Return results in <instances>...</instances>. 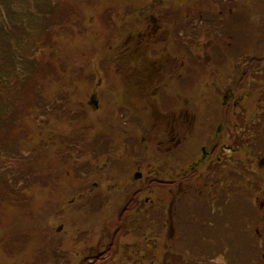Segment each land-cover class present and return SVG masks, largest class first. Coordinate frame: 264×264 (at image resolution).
Returning a JSON list of instances; mask_svg holds the SVG:
<instances>
[{
  "label": "flooded vegetation",
  "instance_id": "af4514ba",
  "mask_svg": "<svg viewBox=\"0 0 264 264\" xmlns=\"http://www.w3.org/2000/svg\"><path fill=\"white\" fill-rule=\"evenodd\" d=\"M165 1L175 14L162 8ZM192 1L195 11L183 13ZM138 6L133 24L125 19L121 32L107 34L106 49L90 57L93 73L79 79L85 89L73 111V118L85 112L99 132L86 137L93 161L73 170L82 181L68 190L100 188L99 200L89 203L96 211L87 216H102L101 231L61 233L63 224L50 223L55 232L43 233L42 244L20 237L2 244V264H231L226 214L233 218L234 197L241 198L249 264H264V37L255 35L258 48L239 51L247 28H258L246 23L218 33L233 17L246 19L252 3L146 0ZM7 48L1 41L0 62ZM235 64L241 73L229 69ZM71 129L82 133L83 124L73 121ZM81 138L68 141L82 144ZM207 226L214 232L205 233Z\"/></svg>",
  "mask_w": 264,
  "mask_h": 264
},
{
  "label": "trees",
  "instance_id": "16d2710c",
  "mask_svg": "<svg viewBox=\"0 0 264 264\" xmlns=\"http://www.w3.org/2000/svg\"><path fill=\"white\" fill-rule=\"evenodd\" d=\"M45 2L46 5L55 4L54 0ZM59 2L62 3L63 0H58ZM66 3L68 29L54 24L51 29L46 27L41 40L35 41L37 47L34 46L31 53L35 55L36 64L40 61L48 62L52 66L49 75L41 79L33 76L28 67H34L36 64L28 66L22 58H26V55L21 53L20 56L13 46L10 60L7 62L8 70L0 67V222L4 224V228L10 223H15L17 219L27 220L39 210L34 209L37 198L43 197L38 194L39 191L47 196L44 197L45 201H53L55 195L67 193L68 188H71L68 185L82 180L81 176L74 179L73 170L81 164L93 161L88 155L94 150L86 137L96 138L98 127L85 112H79V115L73 118V111L79 106L76 102L82 91V87L76 82L77 74L93 73L89 67L90 57L87 58L79 47L67 56L65 52L68 51L67 45L72 42L73 34L96 33L93 25H84L79 29L76 24L88 3L97 6L101 0H66ZM53 8L54 6H51L45 12L46 16L51 14ZM5 27L3 32L0 29V37L7 42L13 41L17 35L29 33L26 25L24 28L28 31L24 32L16 22L10 25L8 23ZM60 32L62 38H59ZM99 33L100 30L97 35ZM112 34L113 29L110 28V35ZM51 40L53 49L47 47L49 58L42 61L40 55L44 52L43 46ZM22 67L27 68L26 72L29 73L25 78L20 77ZM17 69L19 72H16ZM10 74L16 75L17 78L9 80L7 76ZM67 84L68 89L65 87ZM36 90L42 92V95ZM2 103L5 104L4 107ZM73 121L83 124L84 132L83 129L79 134L72 132ZM72 136L84 137L79 139L82 144L68 145V138ZM94 146L99 147L95 142ZM4 158L6 162L2 165ZM68 193L73 196L77 194L76 191ZM90 198L99 200L96 196ZM49 224V221L45 224L46 232L54 233V230L49 231ZM212 227L207 226L204 232H214ZM8 241V237L0 239V247ZM32 242L39 244L41 238L34 236L26 243ZM43 242L44 240L41 244Z\"/></svg>",
  "mask_w": 264,
  "mask_h": 264
},
{
  "label": "rangeland",
  "instance_id": "374dc122",
  "mask_svg": "<svg viewBox=\"0 0 264 264\" xmlns=\"http://www.w3.org/2000/svg\"><path fill=\"white\" fill-rule=\"evenodd\" d=\"M43 1L45 2V0H3V3L6 6L0 7V9L4 8L2 11V15L8 20V22L9 20H13L14 22H16L18 27H21L23 29L22 31L27 32L29 30V33L27 32L23 35H17L13 41H10V43L13 42V45L20 55L21 53L23 54V52L26 54L32 53L31 49H34V46L37 47L35 41L41 40L42 32H45L44 29L46 30V27H50L49 29H51L52 25L54 24L55 26L62 25L65 29H68V3H66V0H63L62 3H58V0H54L55 4L53 3L47 5H43ZM140 1L146 0H101V3L97 6L88 3L84 8V14L80 15L77 19L76 26L81 29L84 25H93L95 27L94 29L96 30V33L90 32L88 34H73L72 42L67 45L68 51L65 52V56H67L68 53L71 54V52L76 47L81 48L83 50L82 53L86 55L87 58L93 57L92 54L97 51L106 49L109 44L108 41L110 38L108 36L102 37L104 34L103 31L100 32L99 37L97 36V33L101 29L100 21L103 20V23L108 25L106 26L107 28H111L114 30L121 29L119 25H128L129 21H131V23L133 24V20L131 19L138 13V2ZM249 2L252 3V9H246V19L243 14H240L241 18L239 16L233 17L230 22H225L221 25V32L218 31L220 36L226 35V33L230 30L235 33L237 26H242L246 23L250 26H255L256 28H258L257 30L253 29L252 33L250 29L247 28L246 31L248 36H243L245 39L240 42L241 47L240 49H238L239 51H252V49L250 48H252L253 46L258 48L259 42H257V37H264V34L262 33V30H264V11L259 10L261 6L260 0H249ZM28 3L29 5H31L30 9L26 8ZM51 6H54V8L52 9L51 14L46 16L45 12ZM162 8L164 10L167 8V12L175 14V8L170 4V1H165ZM195 9L196 3L195 1H192L187 6L183 7L182 12L190 13L195 11ZM128 18H130V20L125 21V19ZM25 25L26 27H28V30L27 28H24ZM202 29L211 30L207 27H202ZM116 32L121 31L116 30ZM205 35L206 36L202 37V39H204V41H208L211 36H209V33ZM255 35H257V37H255ZM238 37L239 36H235L234 40H236V38ZM59 38H62V32L59 33ZM67 38L68 37H65V39ZM55 40H57V38H55ZM1 41L4 40L0 39V42ZM47 47L53 49V40L49 41L48 44H45L43 46L44 52L40 55L42 61H46L49 58V51ZM12 50L13 47L10 44L9 49L7 48L8 62L10 60ZM262 51H264V49ZM22 58L24 62L28 63L27 58ZM0 63H2L5 69L8 70L7 63L5 61H2ZM31 65H34V60L31 61ZM51 68L52 66L48 62L44 63L40 61L34 67H28V69L33 72L32 75L35 77H39L40 79L44 78L46 75H49ZM233 68L237 69V71L241 73L240 67L237 68V64H235L234 66H230L229 69L232 70ZM16 72H19V69H17ZM77 76L78 78L76 82H78L79 86L82 87V90H84L85 87L82 86L81 81H79V79H82L83 74L78 73ZM254 77L257 78L258 76ZM7 78L9 80H15L17 76L10 74L7 76ZM65 87L68 89V84L65 85ZM36 91L39 92V90ZM39 93L41 94L42 92ZM249 104L253 109L256 108L254 104H251L250 102ZM2 106L4 107L5 104L2 103ZM71 144L74 143L68 141V145ZM2 161H4V163H2V165H4L6 159L4 158ZM99 189L100 188L95 187L93 191L78 190L77 194L74 196L68 193L73 191L68 190L64 195H55L53 201H45L44 197L47 196H44V193L42 191H39L38 194H41L43 197H38L35 203L36 205L34 206L35 210H37L38 208L39 210L33 216H30L27 220L17 219L15 223H10L5 228L3 227L4 224L0 222V239L6 237H8L9 239H12L13 237H20L22 239L25 238L29 241L34 236H36L37 238H41L42 234L46 232L44 226L48 221L51 224H55V226L63 224L64 227L63 230H61V233L65 232L64 230H67L68 234H75L77 232H81L84 227L87 228L88 234H94L95 232H98V230L100 232L102 228V221H100L99 219L102 216L97 214L87 216L89 210L96 211L95 208L89 209V203L96 200L90 198L89 195L95 197V195L100 193ZM240 200V197L233 198V218L231 217L230 213L226 214V221L230 223V234L233 237L232 239H234L233 245L230 248L231 262L232 264H249L247 247L244 246L245 241L243 238L245 237L240 229L241 212L238 214L239 208H241L239 205ZM50 229L51 228H49V231ZM4 254L5 252L2 251L1 253L0 250V264H2V261L4 260Z\"/></svg>",
  "mask_w": 264,
  "mask_h": 264
}]
</instances>
